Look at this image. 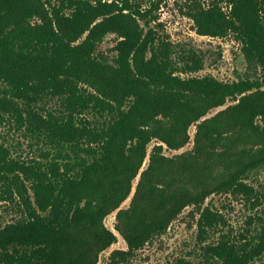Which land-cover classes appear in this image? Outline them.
Returning a JSON list of instances; mask_svg holds the SVG:
<instances>
[{"label": "trees", "instance_id": "trees-1", "mask_svg": "<svg viewBox=\"0 0 264 264\" xmlns=\"http://www.w3.org/2000/svg\"><path fill=\"white\" fill-rule=\"evenodd\" d=\"M159 1L0 0V120L41 145L25 161L0 143V203L19 210L0 226V264H96L117 240L103 225L114 211L127 250L111 257L132 255L186 207L200 212L199 235L222 223L204 206L211 194L256 196L246 180L264 169V0H185L199 35L241 42L256 74L232 82L182 76L203 59L153 29ZM107 34L118 39L112 56L98 52ZM193 124L191 150L166 156ZM207 252L215 264H253L264 221L251 239L222 236Z\"/></svg>", "mask_w": 264, "mask_h": 264}, {"label": "rangeland", "instance_id": "rangeland-1", "mask_svg": "<svg viewBox=\"0 0 264 264\" xmlns=\"http://www.w3.org/2000/svg\"><path fill=\"white\" fill-rule=\"evenodd\" d=\"M50 1L54 3L58 0ZM129 1L131 4H142V8H149L151 2L156 0ZM202 1L207 3L209 0ZM159 4V9L156 10L159 19L157 23L151 24L153 29L161 37L168 36L177 49L194 50L203 59L201 70L182 76L211 75L218 80L232 82L245 77H253L256 74L255 68L246 61L242 44L235 34L229 33L223 37L199 35L192 19L185 13V0H160ZM140 23L146 31L148 28L144 26V22L140 21ZM117 42L115 34H107L99 44L98 52L105 56H112L115 53L114 47ZM233 103L229 100L226 105L210 110L203 118H210ZM195 132L196 125L193 124L188 130L190 140L184 147L172 150L163 145V153L171 157L191 150ZM156 142L154 140L148 145V153ZM0 143L8 146L12 156L20 160L28 161L31 158L40 157L41 145L36 137H32L14 121L0 120ZM147 162L148 157L143 168L146 167ZM137 180L138 178L135 179L134 185ZM246 182L253 186L256 196H246L242 193H219L211 194L205 199L204 206L208 205L214 212L223 216V222L219 225L199 235L200 212L193 210V207H186L163 235L154 238L128 256L111 257L114 250H127V244L115 229L117 211L110 213L104 218L103 225L117 236V240L99 253L96 264H181V262L215 264V259L207 252L208 245L217 244L222 236L242 242L245 238L251 239L264 221V169L250 174ZM131 196L132 194L121 204L120 208L125 209L129 206ZM18 215L19 210L15 205L0 203V226L11 222ZM253 264H264V254Z\"/></svg>", "mask_w": 264, "mask_h": 264}]
</instances>
